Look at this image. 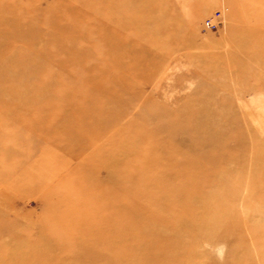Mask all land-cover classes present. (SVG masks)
<instances>
[{"label": "rangeland", "instance_id": "obj_1", "mask_svg": "<svg viewBox=\"0 0 264 264\" xmlns=\"http://www.w3.org/2000/svg\"><path fill=\"white\" fill-rule=\"evenodd\" d=\"M259 21L264 0H0V264H264L263 181L205 189L231 213L210 237L156 235L144 224L169 214L150 184L183 166L164 160L128 183L115 154L122 137L99 112L121 100L126 130L150 117L188 128L240 121L253 141L230 140L217 171L230 149L264 147V29L251 27ZM221 136L208 143L220 146ZM173 176L174 186L189 178ZM179 235V250L163 253Z\"/></svg>", "mask_w": 264, "mask_h": 264}, {"label": "bare ground", "instance_id": "obj_2", "mask_svg": "<svg viewBox=\"0 0 264 264\" xmlns=\"http://www.w3.org/2000/svg\"><path fill=\"white\" fill-rule=\"evenodd\" d=\"M251 27L252 30L260 31L264 29V21L254 22ZM233 54L236 57L240 55L237 52ZM233 54L230 53V56L234 57ZM216 58L217 60L219 59L218 57ZM108 97L106 96L104 99ZM117 105L114 112H111L112 109L99 112H101V116H106L115 121V132L122 137L120 139L123 141L116 149L115 154H117L118 163L126 162L128 170L131 171H129L130 174L125 176L128 179V183L131 184L135 180H131V176H136L138 171L144 170V167L157 169L165 161L168 162L165 163L168 168H171L177 162H180L183 166L181 170L173 174L174 176L166 174V176L163 175V178L157 179L156 183H151L150 191L146 189L151 193L156 191L163 197L159 201H154V204L157 205V208L159 207L160 211L165 210L169 214L164 215L166 218L158 217V222L155 219L145 222L144 227L149 228L154 234L158 235L163 229L172 231L179 228L185 229L186 231L183 232V235L187 234L192 240H198L201 235L202 237H210V233H207L208 227L217 229V227H220L219 223L222 222L218 217L227 221L231 213L227 211L226 214H221L220 210L224 207L221 205L217 207L216 203H211L217 200L216 190L214 191L213 189L214 192L207 193L205 189L213 186L218 188L220 192H224L231 186L238 189V185L241 184L252 187L256 181L264 182V147L261 145H253V148L250 147L242 156L234 153L236 147L230 149L225 157V168L216 170L215 161H222L219 152L222 149H229L230 145L228 143L230 140L237 141L238 137L243 138V147H247L248 143L253 141V134L249 128L239 134L240 121L221 117L207 118L205 120L198 119L197 123L188 128L179 120L180 118L171 120L161 117H150L144 118L141 126H129L128 130H126L120 128V125L125 124L127 121V117L120 114L124 112V107L122 109L121 105L125 104L119 100ZM197 110L201 112L203 109ZM218 134H222L219 138L220 146L216 147V145L208 143L209 140L216 138ZM145 151L148 153L156 151L155 159H152L151 162L144 161L140 166H135L132 157L144 154ZM161 154H165L167 157L165 159L161 158L159 156ZM195 159L200 160V162L195 161ZM229 164H234L235 168H229ZM133 169L137 171L132 173ZM188 171H190V176ZM170 176L175 178L189 176V178L184 185L174 186L166 179V177ZM147 182L150 183V179ZM182 197H185V199L183 200ZM194 202L198 205L193 204ZM209 207L212 211L209 210ZM213 211L215 213L210 214ZM200 215L206 216L201 223H199L198 219ZM170 217L171 219H169ZM187 230H202L203 233L194 235L193 233H187ZM236 235L239 234L236 233ZM181 238L182 235L170 237L171 242L165 245L166 248L162 252L170 256L172 251H178L179 242L177 240H181ZM180 245L182 246V243ZM153 249L159 252L157 246H154Z\"/></svg>", "mask_w": 264, "mask_h": 264}, {"label": "built area", "instance_id": "obj_3", "mask_svg": "<svg viewBox=\"0 0 264 264\" xmlns=\"http://www.w3.org/2000/svg\"><path fill=\"white\" fill-rule=\"evenodd\" d=\"M216 14H219V12H217Z\"/></svg>", "mask_w": 264, "mask_h": 264}]
</instances>
